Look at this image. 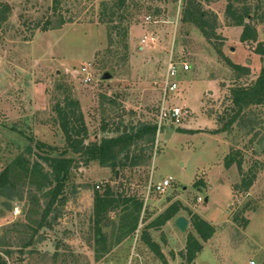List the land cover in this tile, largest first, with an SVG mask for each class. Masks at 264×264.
Wrapping results in <instances>:
<instances>
[{"label":"rangeland","instance_id":"obj_1","mask_svg":"<svg viewBox=\"0 0 264 264\" xmlns=\"http://www.w3.org/2000/svg\"><path fill=\"white\" fill-rule=\"evenodd\" d=\"M102 1L64 0L55 11L53 0H0V9L9 6L0 23V173L29 145L32 159L39 158L38 141L66 145L55 111L66 96L81 103L87 141L119 134L122 123L126 130L157 124L172 53L177 62L191 66L177 77L179 89L168 94L170 106L183 108L182 121L167 120L165 131L172 134L164 132L158 145L141 144L150 149L145 151L148 163L139 167L116 171L98 161L86 164L77 155L69 200L56 219L48 217L51 225L38 227L40 213L34 215L36 222L28 217L27 186L19 184L11 196L0 193V252L8 255L9 264H165L142 232L179 201L184 208L175 217L149 230L168 264H187L188 234L197 235L192 214L216 228L204 242L199 264H264V106H251L227 125L233 116L231 89L251 83L264 67V55L256 51L257 42H264V22L254 20L259 39L245 44L243 27L231 24L225 14L231 0H203L219 14L222 38L216 42L232 62L250 68L244 74L221 57L195 24L183 21V0H127L113 23L101 20ZM246 2L254 11L264 10V0ZM62 18L67 22L60 25ZM48 20L53 25L44 30ZM227 156L241 160L244 175L255 176L249 190L239 187L244 175L237 164L226 167ZM164 178H172L169 188L148 194L150 181ZM108 186L141 198L144 210L137 230L120 241L127 232L119 227L120 207L103 219L108 248L97 259L94 194ZM180 215L190 220L186 232L174 223Z\"/></svg>","mask_w":264,"mask_h":264},{"label":"trees","instance_id":"obj_2","mask_svg":"<svg viewBox=\"0 0 264 264\" xmlns=\"http://www.w3.org/2000/svg\"><path fill=\"white\" fill-rule=\"evenodd\" d=\"M64 0H53L52 9L57 11ZM207 2V0H206ZM127 0H118L101 2L100 18L107 23H113L119 11L123 10ZM9 6L3 4L0 9V23L7 18ZM260 8L255 11L246 2V0H231L226 7V17L230 23L242 26L241 41L245 44L255 43L259 39L258 28L255 24L256 19L264 22V10L260 13ZM182 19L184 22L195 24L206 37V39L217 47L221 57L236 69V71L250 74V68L232 62L223 52L222 45L216 41L222 36L218 32L220 27L219 14L205 6L203 0H183ZM67 21L62 18L60 25ZM52 21L48 20L44 30L51 27ZM59 27V26H58ZM112 29H117L113 24ZM128 34V28H124V37ZM256 51L264 55V42H257ZM231 100L233 103V116L228 122V126L233 124L238 117L254 105L264 106V67L261 68L257 78L249 84H238L231 89ZM57 121L61 126L66 138V145L58 148L51 144L38 141L37 146L41 152H37L36 159H32L34 150L32 146H27L24 152L17 155L0 173V193L11 196L19 184L27 186L29 189V198L32 203L28 217L32 222H36L35 213H40L41 217L37 222L38 227L50 224L53 220H47L52 214L53 218L59 216L60 209L64 208L69 200L67 188L74 185L72 182V172L77 163V155L84 159L86 164L91 161H98L102 165L111 166L116 171L119 168H135L147 164L148 156L145 151L150 149L149 146L142 148L141 144L155 143L157 134V124L142 123L140 126H128L125 124L118 126L119 134L115 136H106L100 141H87L89 139V128L83 112L81 103L66 96L63 101H58L55 105ZM107 127V124H106ZM180 131H186L180 128ZM226 167L230 168L237 164L240 173L243 174V165L241 160L235 156H227L225 160ZM244 175V174H243ZM254 175H244L239 187L249 190L254 183ZM200 182H196L199 185ZM95 219L97 229L95 230L96 258H101L99 251H105L108 248L107 238L102 232L101 223L109 213L120 207L121 218L119 227L126 228L127 232L122 233L118 241L123 236L131 234L137 230L141 214L144 210V201L135 196L128 195L122 189L113 190L110 186L101 193L95 190ZM42 199L45 205L42 206ZM41 202V203H40ZM184 207L179 201H175L158 217L150 221L142 232V239L155 255L165 264L168 259L162 250L161 244L154 240L150 229H159L170 219L175 217ZM187 209V208H185ZM188 212L190 210L187 209ZM191 213V212H190ZM247 220L245 221V223ZM191 224L197 235L193 232L188 234L187 244L183 256L187 264H197L196 259L204 249V242L210 240L216 232L215 226L199 214H192ZM51 225V224H50ZM30 241V240H29ZM25 242V245L29 244ZM101 247V248H100ZM0 264H9L8 255L0 252Z\"/></svg>","mask_w":264,"mask_h":264},{"label":"built area","instance_id":"obj_3","mask_svg":"<svg viewBox=\"0 0 264 264\" xmlns=\"http://www.w3.org/2000/svg\"><path fill=\"white\" fill-rule=\"evenodd\" d=\"M147 20H151L150 16L146 17ZM191 68L190 64L188 62L183 61L182 63L177 62L176 59L173 56V53L171 54L168 63H167V69L165 77L162 81L163 83V99L160 109V119L157 123V134L155 138V142L158 145L160 142L161 137L163 136L164 132L166 135V121L172 120L173 122L180 123L182 121V116L184 115L183 108L180 106L172 105L170 106L168 104V94L172 91H177L179 89V83L177 81V77L182 71H187ZM84 71H87V68H83ZM87 81L91 80L90 74L86 78ZM172 178H164L162 181L157 182L154 184V182L151 180L148 188V194L151 192V190H155L158 193H164L169 186L171 185ZM254 263V262H252Z\"/></svg>","mask_w":264,"mask_h":264},{"label":"water","instance_id":"obj_4","mask_svg":"<svg viewBox=\"0 0 264 264\" xmlns=\"http://www.w3.org/2000/svg\"><path fill=\"white\" fill-rule=\"evenodd\" d=\"M104 78H110L109 73L104 74ZM172 134L171 130L166 132V137H169ZM190 220L185 215H180L175 220V225L178 227L182 232H186L188 230Z\"/></svg>","mask_w":264,"mask_h":264},{"label":"crops","instance_id":"obj_5","mask_svg":"<svg viewBox=\"0 0 264 264\" xmlns=\"http://www.w3.org/2000/svg\"><path fill=\"white\" fill-rule=\"evenodd\" d=\"M174 223H175V222H174ZM189 224H190V223H189ZM198 260H199V257H197V259H196V263H197V264H199V263H198Z\"/></svg>","mask_w":264,"mask_h":264}]
</instances>
